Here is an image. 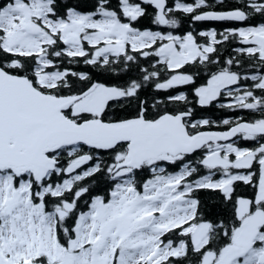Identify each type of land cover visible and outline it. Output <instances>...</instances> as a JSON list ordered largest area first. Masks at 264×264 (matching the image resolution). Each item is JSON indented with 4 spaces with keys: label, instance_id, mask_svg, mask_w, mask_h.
<instances>
[{
    "label": "snow or ice",
    "instance_id": "obj_1",
    "mask_svg": "<svg viewBox=\"0 0 264 264\" xmlns=\"http://www.w3.org/2000/svg\"><path fill=\"white\" fill-rule=\"evenodd\" d=\"M0 264H264V0H0Z\"/></svg>",
    "mask_w": 264,
    "mask_h": 264
},
{
    "label": "trees",
    "instance_id": "obj_2",
    "mask_svg": "<svg viewBox=\"0 0 264 264\" xmlns=\"http://www.w3.org/2000/svg\"><path fill=\"white\" fill-rule=\"evenodd\" d=\"M225 2L227 3L228 0H225ZM207 114L213 115V117L215 118V117H222V115H224V114L232 115L233 113H231L227 109L213 108V109L209 110Z\"/></svg>",
    "mask_w": 264,
    "mask_h": 264
}]
</instances>
